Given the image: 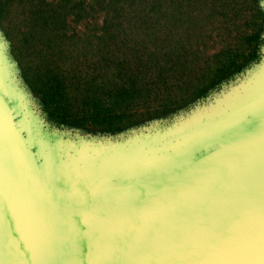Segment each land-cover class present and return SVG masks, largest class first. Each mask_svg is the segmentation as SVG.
Returning a JSON list of instances; mask_svg holds the SVG:
<instances>
[{
  "label": "rangeland",
  "instance_id": "obj_1",
  "mask_svg": "<svg viewBox=\"0 0 264 264\" xmlns=\"http://www.w3.org/2000/svg\"><path fill=\"white\" fill-rule=\"evenodd\" d=\"M61 2L12 0L0 12V88L56 175L93 179L168 167L231 127L188 146L202 134L221 129L241 112L264 111V0H151L136 7L148 8L149 22L136 12L132 23L122 25L108 20L104 0H66L58 10ZM60 15L64 22H58ZM256 50L260 62L198 98L228 64ZM115 63L122 64L117 72L122 77L108 68ZM51 71L61 72L71 88L95 77L101 86L94 91L90 84L89 90L103 105L109 93L126 91L124 131L95 135L47 122L39 93ZM74 90L76 114L83 92Z\"/></svg>",
  "mask_w": 264,
  "mask_h": 264
},
{
  "label": "water",
  "instance_id": "obj_2",
  "mask_svg": "<svg viewBox=\"0 0 264 264\" xmlns=\"http://www.w3.org/2000/svg\"><path fill=\"white\" fill-rule=\"evenodd\" d=\"M0 264H264V111L183 162L67 178L0 88Z\"/></svg>",
  "mask_w": 264,
  "mask_h": 264
},
{
  "label": "trees",
  "instance_id": "obj_3",
  "mask_svg": "<svg viewBox=\"0 0 264 264\" xmlns=\"http://www.w3.org/2000/svg\"><path fill=\"white\" fill-rule=\"evenodd\" d=\"M12 0H0V12L4 14L2 11L4 7ZM66 0H62L58 10H60L64 2ZM70 1V0H69ZM105 1V8L108 20H112V25H122L123 23H132L133 20L136 18V12L138 14L144 13L145 20H151L152 15L150 11L146 10L147 7L144 8H137L139 6L148 5L151 0H104ZM80 3L75 4V9L77 12H80L81 9L79 8ZM149 6V5H148ZM126 10H130L132 13L130 15H124ZM53 17L55 20L56 17ZM64 17V16H63ZM62 15L58 22L63 20ZM146 20V22H149ZM125 21V22H124ZM64 22V20H63ZM109 25L107 19L104 21ZM111 25V26H112ZM64 28V27H63ZM62 29V27H60ZM65 29V28H64ZM76 36V35H75ZM71 39L74 45V37ZM77 40V36H76ZM75 40V44H76ZM113 56V52L111 53V57ZM102 58V56H101ZM113 58V57H112ZM243 61L240 63L232 62L228 64L227 68L225 67L221 74L214 80L211 81L206 87L199 91L198 98H205L207 97L212 90L219 87L220 85H224L226 83L231 82L236 78L235 74L240 73L246 70L252 64H257L261 61L262 56L258 53V50L252 51L250 54H247L245 57L243 56ZM116 61V60H114ZM110 63V61H109ZM108 68H115L117 70L116 76L122 77V64L115 63L114 65L108 64ZM61 72L51 71L48 75V83L44 84L43 87L40 89L41 103L43 106V110L45 113V119L47 122H50L52 125H57L59 127H69V128H84L88 131L92 132L93 134H105V135H116L124 131L125 129V119L126 113L124 107L127 92L123 89L117 90L116 93L110 94V101L108 105H103L100 102L101 97H97V95H91L93 90H89L90 84L93 85L94 91L98 89L101 85L98 79L95 77L93 79L88 78V83L84 87L79 83L81 87L75 88L72 84V88L74 91H81L83 94V100H81L82 109L78 113H73V108L75 106L72 103V94L71 91V84H67V79L63 75H59ZM109 73V72H108ZM66 74V73H65ZM67 75V74H66ZM37 78L31 81V85L35 84ZM107 80V79H106ZM38 82V81H37ZM78 86V84H77ZM80 92V93H81ZM90 93V94H89ZM95 93V92H94ZM93 93V94H94Z\"/></svg>",
  "mask_w": 264,
  "mask_h": 264
},
{
  "label": "bare ground",
  "instance_id": "obj_4",
  "mask_svg": "<svg viewBox=\"0 0 264 264\" xmlns=\"http://www.w3.org/2000/svg\"><path fill=\"white\" fill-rule=\"evenodd\" d=\"M259 108H263V107L261 106V107H259ZM262 110H264V109H262ZM249 117H250V115H248V113L241 112L235 120H233V121H231V122H228V123H224V124H223L224 126H223L221 129H218V130H217V128H215V129H213V130H211V131H209V132H206V133L202 134L201 136L197 137V138L194 139L192 142H190V143L188 144V146H190V145L193 144V143L198 142V141H199V138L202 137V136L205 135V134H206V135H211V134H213V133L217 134V131L222 130L224 127H227V126H229V128L231 127L228 131L224 132L222 135H218V137H217V138H223L224 135H227V134H225V133H227V132H232V131L238 129V128H239V127H240V126L246 121V119L249 118ZM28 141H29V139H28ZM30 144H31V142H30ZM31 145H32V144H31ZM38 155H39L40 159L42 160V158H41L39 152H38ZM42 162H43L45 165H47V166L49 167V165H48L46 162H44L43 160H42Z\"/></svg>",
  "mask_w": 264,
  "mask_h": 264
}]
</instances>
